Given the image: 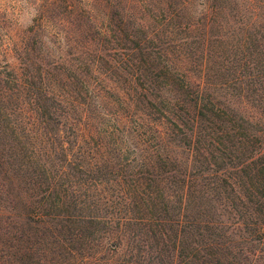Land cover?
Masks as SVG:
<instances>
[{
  "label": "trees",
  "instance_id": "trees-1",
  "mask_svg": "<svg viewBox=\"0 0 264 264\" xmlns=\"http://www.w3.org/2000/svg\"><path fill=\"white\" fill-rule=\"evenodd\" d=\"M224 1L204 0L199 3L204 7L200 21L205 24L217 18L225 8ZM194 2L96 0V8L105 9V21L115 28L110 29L96 18V36H89L87 27L90 25L87 22H95L92 10H79L78 5L69 3V0H61V7L67 15L50 21L58 31L49 37L51 47L43 51L41 39H34V49L43 51L37 53L41 57L49 56L53 49L62 53L66 49L71 51L75 46L80 47L81 51H89L96 41V82L93 76L90 79V73H84L88 70L84 60L74 65V70L69 67V51L60 55L59 61H54L52 67L50 63L47 70H42L41 64L35 61L39 85L35 82L33 71H27L23 84L34 88L30 95L36 96L35 111L39 120L35 125L40 128L33 125L32 128L21 129L28 146L21 147L19 156L20 159H63L66 166H70L71 161L65 159L83 158L82 155L76 157L75 153L76 149L80 150L81 141L89 144L87 141L96 140L95 147L87 145L84 151L90 155L93 148L98 155L96 159L106 161L104 165H99V169L96 164V186L103 187L97 190L106 192L109 182H114L116 187L119 185V189L114 187L115 191L118 190L116 199L112 197L109 200L112 206H136L135 219L152 232L146 241L142 233L138 235L136 232L135 240L144 243L136 246L137 250L130 255V250H124L126 255L118 257V262L114 264H264V133H259L249 122L244 125L242 119L238 120L231 112L217 105L207 91L205 81L198 84L190 82L187 78L190 70L187 69L186 58L180 50L175 49L179 43L174 48L168 47V43H172L173 28L177 23L180 24L183 15L189 13ZM261 4L264 8V0H261ZM55 5L52 3L54 9ZM163 5L165 9L162 10ZM86 6L89 3L84 1ZM76 10L80 13L73 15ZM239 12L236 14L241 15ZM145 16H153L162 21L161 32L164 31L163 42L166 45L158 46L161 48L154 52L155 56H152L149 47L157 46L156 40L159 39H150L147 33L133 31L136 29L141 32L142 25L139 22ZM40 22L42 20L38 21V25ZM215 39L204 33L202 44L206 47V56L203 63L199 59L193 61L200 65L202 63L195 68L203 73L206 82L209 79L216 80L212 63L218 70L227 69L217 60L221 56L218 48L224 42ZM257 55L261 56L262 53L257 52ZM261 64L260 61V73L248 77L251 78V85L257 83L259 89L256 90L262 92L264 68ZM81 68L83 70L80 72ZM52 70L56 71L54 77ZM69 70L72 72L70 76L67 73ZM42 72L52 77L45 88L41 85L44 79L41 77ZM133 72L148 73L149 77L138 79L137 83L123 79L125 85L127 82L125 88L128 86L129 89L122 94L114 87L106 86L105 81L99 78V73H102L107 74L108 78H118L114 80L119 81L120 76ZM57 76H62L64 81L57 80ZM221 76L227 77L224 74ZM241 76L235 75L226 84L229 82V86L234 87L233 82L235 84V81H240ZM73 78L77 80L72 81ZM21 85L22 82H18L12 69H0V124L12 133L15 131L8 124L15 110L7 105L17 96L16 92L20 91ZM56 86L60 91L55 96ZM65 86L69 89L65 90ZM8 91L11 93L9 96ZM78 100L86 103L92 115L96 114V130L92 131L90 122L86 121V113L83 119L76 121H68V110L56 113L57 106L69 109ZM253 101L258 105L263 104L264 95ZM65 128L71 134L74 144L62 136ZM168 132L171 141L166 139ZM177 137L181 140L180 144L194 155L191 166L185 169L170 156V142ZM135 161L137 165L132 166L131 162ZM57 164V167L53 164L49 168L42 166V170L35 167L26 170L28 176L20 189L26 190L30 196L39 193L36 209L31 208L27 215L39 227H32L37 233L26 237V248L23 249L18 244V239L24 236L17 233L20 227L11 222L13 214L4 213L9 204L11 207L8 211L14 209L15 196L19 195L20 189L14 181L15 177L4 176L0 179V264H69L71 259L75 264H85L81 245L86 234L85 227L75 228L77 215L64 214V218L58 219L63 215L66 188L56 177L63 176L66 168L63 163ZM7 178L8 184L5 182ZM156 180L163 183L162 190L155 184ZM215 193L217 200L224 193V198L240 200L241 205L235 204L232 210L238 213L233 223L236 225L230 227L211 217ZM117 211L122 209L118 208ZM131 222L130 217H126L122 223L117 222L124 231L129 230L125 235L129 239ZM111 233L116 236L119 234ZM118 239L107 244L101 241V248L117 250V247L122 246ZM37 248L42 250L39 252ZM48 253L51 255L48 256Z\"/></svg>",
  "mask_w": 264,
  "mask_h": 264
},
{
  "label": "rangeland",
  "instance_id": "rangeland-1",
  "mask_svg": "<svg viewBox=\"0 0 264 264\" xmlns=\"http://www.w3.org/2000/svg\"><path fill=\"white\" fill-rule=\"evenodd\" d=\"M84 1L89 3V6L84 7ZM202 1L204 2V0H195L194 4L189 9V13L183 15L180 24L177 23L175 25L173 33L171 34V36L173 35L172 43H168V47L174 48L173 46L178 45L179 43V47L175 49L180 50L186 58V66L187 69L190 70L187 78L190 82L198 84L205 81V83H207V91L217 105L224 107L226 111L231 112L238 120L241 121L242 119L244 125L250 124L255 127L259 133H264V102L263 104L258 105L253 101V99L256 98H262L264 91L261 92L260 90H256V88L259 87L258 84L256 83L254 86L251 85V78L248 77V75L252 77V74L256 75V73H260V61L264 68V8L262 7L261 0H225L223 3L225 8L219 13L218 17H214L205 24L200 21L204 7L200 6L199 3ZM60 2L61 0H0V69L6 67L12 69L13 72H15L18 82H22L20 91L16 92L17 96H14L15 98H13L11 102L9 101L7 105L15 110V114L10 115L11 120L9 124L5 123L8 124L9 127H12L15 133H12L11 130L5 128L3 124H0V179L4 176L15 177L14 181L18 184V189H20L25 183L24 179H27L28 176L25 174L26 170H31V167H35L37 170H42V166L49 168L52 164L55 167H57V163L65 164L66 171L63 176L56 177V180L58 178L59 182L64 184L66 188V199L62 212L63 215L58 219L60 220L61 218H64V214L77 215V221L75 223L77 226L75 228L81 229L85 227V238L81 241L85 264H114L118 262V257L122 258L123 255H126L123 253L124 250L125 252L130 250L129 255L134 253V251L137 250L136 246H140L144 241L149 239L152 232L148 230V227L142 226L141 222L135 219V213H137L136 211L138 209L136 206H133L132 204L120 205L119 207L112 206L109 200H112V197L114 198L113 200H115V194L116 191H118L114 190V187H116L114 182H109V184H107L105 189L106 192L102 191L101 193V191H99L102 190L103 187L101 188L100 185L96 186V176L98 175L96 164H98L99 169V165H104L106 161L105 159H96L98 158V155L95 154L96 150L93 148L90 155H86V152L84 151V147H87V145L88 147H95L96 140L91 139L90 141H87L89 144L81 141V148L80 150L76 149L75 153L76 157L82 155L83 158L65 159V161H71L70 166H66L63 159H20L19 156V150L21 147L23 145L28 146L26 136L21 134V129L24 127L32 128L33 125L35 128H40L38 125H35L36 121L39 120V116L35 111V103H37L36 96L33 94L30 95L31 90L34 88L31 86L27 87L25 83L23 84L24 78L27 77V71H33L34 78H36L35 82L39 85L40 83L37 81L40 79L38 78L39 75L36 73V66H34L35 61L41 64L42 70L44 68L47 70L48 67H50L48 66L50 63L52 67L54 61H59L58 57L60 55L69 51L66 49V51L63 50L61 51L62 53H60L56 49H53L49 56L41 57L37 56L39 50H35L33 46L34 39L39 37L43 43L41 50L44 51L47 47H51L52 43L49 41V37L51 34L54 35V33L58 31L50 21L53 19L57 20L62 17V15H67L61 7ZM52 3L56 4L55 9L52 6ZM69 3L78 5L79 10L84 8H90L92 10L91 15L95 18V22L92 24L87 22V25H90L87 27L89 36H96V18L100 23L104 22L107 27H110V29L115 28L114 25L105 21L107 19L105 9L96 8V0H69ZM161 9H165V5H163ZM79 10H76L77 12L74 11L72 14L77 15L80 13ZM238 11H240L239 13H241V15L236 14ZM41 20L42 22L38 25V21ZM84 20H86V18H84ZM193 23L196 24L195 27L192 26L194 25ZM139 25H142L141 32H138L135 28L133 31L136 33H147L150 39H159L156 40V43H158L157 46L149 47L152 51V56H155L156 53L154 52H157L156 50H159L166 45L163 42L164 31L161 32L162 21L156 17L153 18V16H145L140 20ZM153 31H156V33ZM204 33L208 37L210 35V38H217L214 41L222 40L224 42L222 43L223 46L221 44L222 47L218 48L221 56L218 57L217 60L227 66V69L222 68L218 70L216 69L217 66L212 63V72H216L214 75V79L216 80L209 79V82H206L203 73L198 70V68H195L202 65L203 59L206 56V54H204V52H206V49L204 48L206 47L202 44ZM92 46L93 49H90L89 51L86 49L81 51L80 47L75 46L68 52L67 59H69L68 65L70 68H73L72 70H74V65L76 66L81 60H84L83 62L88 66V70H85L84 73H90V79L93 76L95 78L94 81L96 82V41ZM43 51L39 52L42 53ZM257 52L262 53V55L258 56ZM196 59H199L200 61L202 60L201 65L193 62ZM257 62L259 64H257ZM171 65L173 66V63H171ZM149 69L150 68H148V71ZM82 70L83 69L81 68L80 72ZM235 71H237L238 74L235 73ZM52 72V77H54L56 74L54 72L56 71L52 70ZM227 72H229V75ZM67 73L69 76L72 75L70 70L67 71ZM220 73L227 77L223 78ZM145 74H147V76H145ZM145 74L144 72L126 73V75L119 77V81H116L114 79L118 78H108L107 74L99 73V78L105 81L106 86L114 87L116 91L122 94L123 91L128 88V86L125 88L127 82L125 85L123 79H128L133 83H137L139 81L138 79H148L149 74ZM239 74H242L241 80L238 82L235 81V84L233 82V85H235L234 87L229 86V82L226 84L227 81ZM41 77L42 79L44 78L41 82L42 87H48V82L50 81L49 78H51L52 81V77H47L46 73L44 74L43 72ZM80 77H82L81 74ZM224 79L227 80L225 81ZM57 80L64 81L62 76H57ZM75 80L77 79H72V81ZM54 83H57V81ZM239 86L241 90H239ZM67 89H69V87L66 88L65 86V90ZM59 91L58 86H56L54 90L55 96L59 95ZM10 94L11 93L8 91L7 96ZM65 110H68L69 112L68 121L83 119L86 113V121L88 120L90 122V126L93 128L92 131L96 130V114L92 115L89 108L86 107V103L82 100H78L77 103L71 105L69 109L57 106L56 113ZM247 122L249 123L247 124ZM70 127L73 128L72 125H70ZM163 127L167 128V126ZM67 129L62 133V136L64 135L65 138L67 137V141H71V144H74L72 141L73 138L71 134L68 133ZM169 136L170 134L168 132L166 139L171 141ZM179 140V137H177L170 142V156L174 159L177 165L185 169L191 166L194 155L186 146L180 144ZM78 151H81L82 153H79ZM15 156L17 157L15 158ZM110 161H112V159H110ZM137 163L136 161L131 162V165H137ZM188 171H190V168ZM155 179L157 178L155 177ZM5 182L8 184L9 178H7ZM155 184L159 185V189H163V183L159 180H156ZM25 186H27V184ZM116 188L119 189V185H117ZM227 190L230 189L227 188ZM18 192L19 195L16 194L17 196H15L14 209L8 211L9 206L11 207L9 204L4 213L13 214L11 222H13L16 227H20V230H17V233L24 236H21L18 239V241L20 240L18 244H20L23 249L26 248V237H30V235L37 233L36 230L34 232L32 227L35 229L39 227L35 224L36 222L33 223L27 218L28 211L32 209L35 210V206L38 205L36 201L39 199V193L30 196L28 192L22 188L20 191L18 190ZM227 195L229 196V194ZM213 197L214 202L211 204V217H214L216 221L222 222L230 227L236 225L233 223L236 221L238 213L235 212V214L232 210L235 204H238L239 206L241 205L240 200L235 199L233 196L232 198H234L235 201H232L231 198H224L226 197V193L220 195L219 198L222 197L220 200L219 198L217 200L216 193ZM73 202H75V204ZM204 205L207 206V203ZM118 208L122 209V211L118 212ZM125 210L127 211L125 212ZM13 212H15V214ZM5 217L8 216L5 215ZM120 217L123 218L120 219ZM126 217L132 219V230L130 232L131 239H129L128 236L125 237L129 230L124 231L120 224H117V222H124ZM133 220L135 222H133ZM96 228H98L97 233ZM111 232H117L119 234L116 236ZM136 232H138V235L139 233H142V236L144 237L143 242L135 240ZM117 238H119L118 241H121L122 244V246L116 248L117 250L101 248L102 243L107 244L109 242H116ZM50 239L51 237L48 236V240ZM42 248H44V246H42ZM42 248H37V251L40 252ZM49 255L51 254L48 253V256ZM75 263L76 262L71 259L69 264Z\"/></svg>",
  "mask_w": 264,
  "mask_h": 264
}]
</instances>
